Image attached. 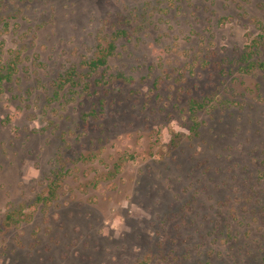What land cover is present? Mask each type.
<instances>
[{"label": "rangeland", "instance_id": "obj_1", "mask_svg": "<svg viewBox=\"0 0 264 264\" xmlns=\"http://www.w3.org/2000/svg\"><path fill=\"white\" fill-rule=\"evenodd\" d=\"M12 62L0 264H264V0H0Z\"/></svg>", "mask_w": 264, "mask_h": 264}, {"label": "trees", "instance_id": "obj_2", "mask_svg": "<svg viewBox=\"0 0 264 264\" xmlns=\"http://www.w3.org/2000/svg\"><path fill=\"white\" fill-rule=\"evenodd\" d=\"M120 33H118L119 35ZM116 36V38L118 37ZM116 49V44L111 43L108 48H101L98 57L96 56L93 59H90L86 65L89 67L91 72H97L101 67H104L107 65L109 58L114 55ZM242 59L244 62L248 61V55L246 57V54H243ZM255 66L252 64V67ZM262 69H264V63L258 64ZM17 67L16 62H12L7 68H5V73H0V87L5 80H10L15 69ZM72 72L69 75V79H72ZM68 83V79L64 78L63 80H60L59 89H64L65 85ZM57 95H59V92H57ZM206 100V99H205ZM203 100H198L193 98L190 101V112L192 113V116L195 117L197 112L202 110L203 108L207 107V102ZM60 173L61 172H55V175H57V179L52 182V184L49 187V191L47 194L40 196L38 199L41 200L43 203H50L52 200H54L57 197V190L59 189L60 185H57L58 181L60 180ZM9 218V217H8ZM10 219V218H9Z\"/></svg>", "mask_w": 264, "mask_h": 264}]
</instances>
